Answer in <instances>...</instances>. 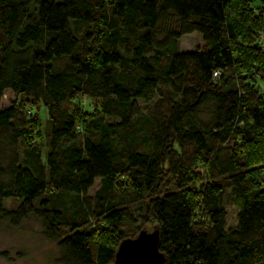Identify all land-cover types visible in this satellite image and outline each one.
Listing matches in <instances>:
<instances>
[{"label":"trees","instance_id":"trees-1","mask_svg":"<svg viewBox=\"0 0 264 264\" xmlns=\"http://www.w3.org/2000/svg\"><path fill=\"white\" fill-rule=\"evenodd\" d=\"M6 90L0 220L34 214L65 264H116L149 225L165 264H264V0H0Z\"/></svg>","mask_w":264,"mask_h":264},{"label":"rangeland","instance_id":"rangeland-1","mask_svg":"<svg viewBox=\"0 0 264 264\" xmlns=\"http://www.w3.org/2000/svg\"><path fill=\"white\" fill-rule=\"evenodd\" d=\"M171 23H165L160 26V33L158 39H163L164 30L171 29ZM204 45L202 36L198 32H192L182 35L179 38L177 51L184 52L197 48H202ZM18 95L6 90L0 100V108L10 105L14 101H18ZM31 101V99H30ZM152 101L139 102L145 107L146 104ZM83 109L87 112H92L94 103L92 101L81 102ZM37 112L41 118V125L38 128L41 135L36 137L42 154L47 151L46 138L43 133L46 130L47 119L44 107L38 103L31 107L34 112L36 107ZM212 103L206 102L201 105L197 114L198 121L202 124H209L212 120ZM145 108H143L144 110ZM221 160H224L225 152H221ZM99 186V179H96L94 185L89 190L93 194ZM17 205V200L14 198H7L5 200V207L12 209ZM224 208L227 212L226 227L235 226L237 223L238 207L233 203L231 195L228 193L224 199ZM140 224V223H138ZM148 229L151 231L152 226L149 225ZM123 230L128 232L130 228L128 225L123 224ZM0 264H65L62 252L55 241L47 239L43 234V227L41 221L32 213L24 218L18 225H12L8 220H0Z\"/></svg>","mask_w":264,"mask_h":264},{"label":"water","instance_id":"water-1","mask_svg":"<svg viewBox=\"0 0 264 264\" xmlns=\"http://www.w3.org/2000/svg\"><path fill=\"white\" fill-rule=\"evenodd\" d=\"M159 231L142 229L134 237L122 239L115 253L116 264H165L164 253L158 249Z\"/></svg>","mask_w":264,"mask_h":264},{"label":"built area","instance_id":"built-area-1","mask_svg":"<svg viewBox=\"0 0 264 264\" xmlns=\"http://www.w3.org/2000/svg\"><path fill=\"white\" fill-rule=\"evenodd\" d=\"M220 74V71H214L213 77L216 78ZM263 96H264V90L262 91Z\"/></svg>","mask_w":264,"mask_h":264}]
</instances>
